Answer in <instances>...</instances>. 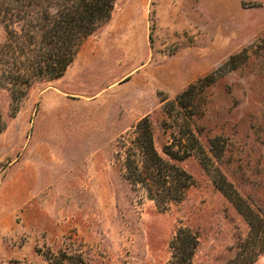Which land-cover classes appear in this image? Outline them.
Instances as JSON below:
<instances>
[{"label": "rangeland", "instance_id": "rangeland-1", "mask_svg": "<svg viewBox=\"0 0 264 264\" xmlns=\"http://www.w3.org/2000/svg\"><path fill=\"white\" fill-rule=\"evenodd\" d=\"M0 109V264H170L180 228L191 264L245 259L250 226L220 189L264 219V0H116L63 78L14 117L0 90ZM144 118L162 158L190 151L171 162L194 183L165 210L125 177Z\"/></svg>", "mask_w": 264, "mask_h": 264}, {"label": "trees", "instance_id": "trees-1", "mask_svg": "<svg viewBox=\"0 0 264 264\" xmlns=\"http://www.w3.org/2000/svg\"><path fill=\"white\" fill-rule=\"evenodd\" d=\"M115 2L0 0V24L6 32L0 43V90L9 93L13 117L34 84L63 78L87 39L110 20ZM195 88L190 86L179 100ZM5 125L0 109V132ZM137 130L135 139L125 145V177L131 184L143 187L148 198L165 210L169 204L183 200L185 191L194 183L191 175L171 162L184 160L190 151H175L174 144L166 146L164 154L169 161L165 160L155 149L148 118L138 123ZM220 190L247 220L251 229L248 239L253 240L251 246L245 245V259L231 264H253L259 254H264V219L254 215L248 205L238 204L236 193ZM198 245L196 234L178 229L170 243V264H191Z\"/></svg>", "mask_w": 264, "mask_h": 264}, {"label": "crops", "instance_id": "crops-1", "mask_svg": "<svg viewBox=\"0 0 264 264\" xmlns=\"http://www.w3.org/2000/svg\"><path fill=\"white\" fill-rule=\"evenodd\" d=\"M72 66V65H71ZM70 68V67H69ZM188 81H190V79L188 78L187 80H185L184 84L183 85H187V83H189ZM182 87V86H181Z\"/></svg>", "mask_w": 264, "mask_h": 264}]
</instances>
